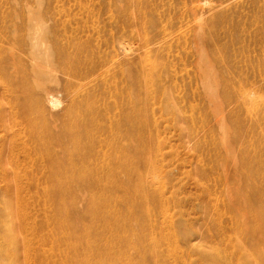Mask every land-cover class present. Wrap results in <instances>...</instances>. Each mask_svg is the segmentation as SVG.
Listing matches in <instances>:
<instances>
[{
	"label": "rangeland",
	"instance_id": "374dc122",
	"mask_svg": "<svg viewBox=\"0 0 264 264\" xmlns=\"http://www.w3.org/2000/svg\"><path fill=\"white\" fill-rule=\"evenodd\" d=\"M75 129L92 182L60 218L41 148ZM129 178L145 182L130 206ZM238 186L264 210V0H0V264H264ZM91 196L113 214L87 216L76 250L57 225Z\"/></svg>",
	"mask_w": 264,
	"mask_h": 264
},
{
	"label": "bare ground",
	"instance_id": "6f19581e",
	"mask_svg": "<svg viewBox=\"0 0 264 264\" xmlns=\"http://www.w3.org/2000/svg\"><path fill=\"white\" fill-rule=\"evenodd\" d=\"M73 70L74 69L71 68L72 72H74ZM24 107H25L24 109L25 115L30 118L31 111H32L30 105L25 102ZM87 128H88V124H85L82 127L78 128V130L81 129L80 131H86ZM33 129L36 131L37 130L45 131V128L43 125L41 127L39 124L35 122H33ZM76 130L77 129H75L72 132V146L64 147L61 153H56L55 151L52 150L51 146L46 145V144L42 146L41 148L42 151L44 149L46 150L45 152L50 158V164H51L50 179L56 183L57 188H58V191L55 192L53 195L55 200L57 201L55 211L57 212L60 218L65 216V213H64L66 209L64 207L65 204L72 203V200L70 199V196H68V194H70L69 191L73 183L78 179L87 180L89 182H92V171L90 168L86 167L85 165H83L84 167L82 166V167L74 168V166H71L70 164V161L72 160V158L75 157L76 155L79 156L80 154H82V150L85 147L82 144L81 133L79 135V133H77ZM74 132H76V134H74ZM131 132L136 133L134 129H131ZM56 138H59V136ZM135 149L136 150H134L133 155L137 158H140V155H141L140 149L139 148H135ZM122 154H124V156H128L127 153H122ZM124 156L121 155V159L123 162L126 161V157ZM151 157H152L151 159L149 160L147 159V163L150 165V168L152 169L155 164L154 162H156V160L154 156H151ZM240 169H242L243 175L245 174V180L248 183H251V181L253 180V177L250 171L249 170L247 171L245 169L244 162H241ZM144 184L145 182L143 180L139 183H136L131 178L127 179L126 181L123 180L122 182L119 183V187L121 188L123 192L122 197L120 196L121 199L126 200L129 206L130 204H134L136 198L140 195V192L144 189V186H145ZM232 197H234L235 200L238 201L240 204H243L245 208L244 212L246 213V215H249L252 219H254L253 222H255L254 224L250 226H247V227L243 226V232L249 234V233L254 232L255 228L260 229L262 232H264V210L263 209L253 210L254 208L252 206V202L254 201V198H252V196L250 195L249 190L245 191L243 188L238 186L235 188L234 195ZM101 199L102 197L98 198V197L91 196V198L89 199L86 211L83 213V218L80 217L81 219L79 221L69 223L68 227H65L64 225H59V222H58L57 231L59 233L67 232L70 236L76 239L71 243V246L75 247L76 250H85L88 247L90 248L94 242V240L90 238V235H92L91 232L93 230V224L86 221L87 216L90 217L96 214L105 221L111 220L113 212L111 214V210L108 209V210H105L104 213H102L103 209L99 207L100 206L99 203ZM97 201L99 203H97ZM68 219L69 218H67V220ZM86 235L88 236L87 239L85 238ZM241 249L242 248L240 247V250ZM144 261L147 263V259H144ZM85 263L91 264L87 260ZM242 264H247V260L243 259Z\"/></svg>",
	"mask_w": 264,
	"mask_h": 264
}]
</instances>
